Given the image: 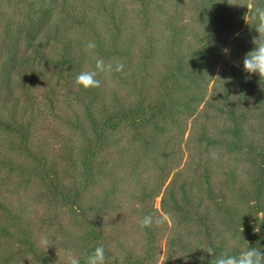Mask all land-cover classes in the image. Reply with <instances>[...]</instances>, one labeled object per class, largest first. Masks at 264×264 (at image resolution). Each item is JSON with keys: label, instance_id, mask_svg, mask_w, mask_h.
I'll use <instances>...</instances> for the list:
<instances>
[{"label": "trees", "instance_id": "obj_1", "mask_svg": "<svg viewBox=\"0 0 264 264\" xmlns=\"http://www.w3.org/2000/svg\"><path fill=\"white\" fill-rule=\"evenodd\" d=\"M235 2L0 0V264L69 252L84 264L99 244L107 264L247 249L264 198V78L243 70L258 36L245 16L264 0ZM100 58L125 68L77 86Z\"/></svg>", "mask_w": 264, "mask_h": 264}, {"label": "clouds", "instance_id": "obj_2", "mask_svg": "<svg viewBox=\"0 0 264 264\" xmlns=\"http://www.w3.org/2000/svg\"><path fill=\"white\" fill-rule=\"evenodd\" d=\"M227 3L229 5L239 6L235 0H227ZM251 7V4L247 6L248 9ZM245 22L247 24L251 22V24L254 25V29L258 36L253 39L254 48L246 53L243 59V70L249 75L257 74L260 78H264V8H255V12L251 16L248 14L245 16ZM85 47L91 52L96 48V44L93 41H89ZM223 51L227 54L229 49L225 48ZM124 68L125 65L122 62H109L106 64L105 61L100 58L96 60L95 70L84 71L76 76L75 84L82 87L84 90L99 88L101 87V81L97 79L99 74L113 72L121 73ZM139 223L141 228H148L153 225L154 220L151 215H146ZM155 223L162 224L163 220H156ZM41 244L47 246V239L42 238ZM206 252L209 255L214 254L210 264H264V252H261V250L256 247H248L242 250L238 255H228L224 253L217 256L214 249L211 247L207 248ZM66 264H81V259L69 252L66 255ZM84 264H107L104 245L99 244L95 247L94 251L85 257Z\"/></svg>", "mask_w": 264, "mask_h": 264}, {"label": "rangeland", "instance_id": "obj_3", "mask_svg": "<svg viewBox=\"0 0 264 264\" xmlns=\"http://www.w3.org/2000/svg\"><path fill=\"white\" fill-rule=\"evenodd\" d=\"M221 50V54H222ZM159 200L160 198H157L155 200V206L156 208H159ZM255 212L252 214L251 218L249 219L250 224H253V221L255 217H257V221L253 224V228L249 232V234L246 237V244L247 248L248 247H256L261 250V252H264V198L261 200V203L258 205L257 209H254ZM164 220V217H163ZM166 220V219H165ZM167 222V221H165ZM165 229H166V224L162 225L161 224V229L157 232L155 237H153L152 243H153V248L154 252L158 255L159 257L163 255L164 253V242H165ZM129 234H132L133 230L128 229ZM146 244V239L144 236H140V239L138 238V245L137 248H144ZM115 264V263H112Z\"/></svg>", "mask_w": 264, "mask_h": 264}]
</instances>
